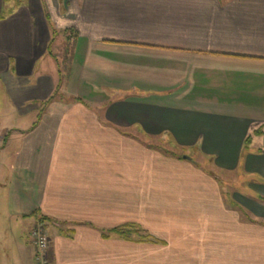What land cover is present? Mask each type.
Instances as JSON below:
<instances>
[{
    "label": "crops",
    "instance_id": "obj_1",
    "mask_svg": "<svg viewBox=\"0 0 264 264\" xmlns=\"http://www.w3.org/2000/svg\"><path fill=\"white\" fill-rule=\"evenodd\" d=\"M41 2L0 19V264H35L38 221L51 264H264V0Z\"/></svg>",
    "mask_w": 264,
    "mask_h": 264
},
{
    "label": "rangeland",
    "instance_id": "obj_2",
    "mask_svg": "<svg viewBox=\"0 0 264 264\" xmlns=\"http://www.w3.org/2000/svg\"><path fill=\"white\" fill-rule=\"evenodd\" d=\"M60 35L62 37L64 36L61 33H57V35L55 37H58V41H59V39H61L63 41L65 39V36L62 39V38H60L61 37ZM62 43H64V44L60 45V47H58L59 48L58 49L59 50L58 58H59V62H60L61 73H63V75H61V79H60V81H58V84L60 85L61 89L63 90V93H65V92H68V91H72L74 87H76L77 90H78L79 87H78V78L74 82L73 81L74 80L73 77H67L68 67H69L68 64H69V61H70L69 59H70V52H71L70 47H71V45H70L68 39H65V41H63ZM57 44H58V42H57ZM85 78L86 77H83L82 84L87 82ZM88 87H90V88L95 90L93 84H90ZM81 89H83V88H81ZM196 89L197 88H193L192 89V95L198 92ZM83 93L81 92L82 96H84ZM129 95H134V92L130 93ZM136 95H138V94H136ZM71 99L75 100L76 98H73L71 96ZM2 104L3 103H2V101L0 99V105H2ZM1 119H0V121H1ZM13 140H14V136L10 137L8 139V141H6V143H8L7 149H11L12 148ZM143 141H144L143 142L144 145L145 144H147V145L149 144V145H151L150 146L151 149H157V150L160 151V153H162L163 155H166L167 157H170V158H172V156H173L171 154H174L176 156L183 155V156L195 158V162L197 163L196 167H198L201 170H204L209 176H212L213 179L218 180L220 183H221V181L227 182L229 185H230V183H233L232 187H234V188L235 187H237L239 189L242 188L243 184L241 182H237L236 178H235L234 181H232L233 177H234L233 175L217 171L213 167V164H212L211 160H208L206 157L202 156L196 149H189V148H186V147L184 148V147L178 146L175 142L170 140V138L168 139L167 137L166 138H158L157 140H151V139H149V138L144 136L143 137ZM4 144H5V140L0 144V147L3 148ZM147 145H145V146H147ZM5 148H6V146H5ZM163 150H165V151H163ZM166 151H168V152H166ZM224 187H225L226 190L228 189V193L230 194L229 187L227 188V186L225 184H224ZM223 196H226L224 191H223ZM0 214H1V219H2L3 218L2 213L0 212ZM5 226L6 225H2V224L0 226L1 239L3 238V235H6ZM33 250H34V248H33ZM6 259H7V257L6 256H2V252H0V262L1 263H6Z\"/></svg>",
    "mask_w": 264,
    "mask_h": 264
},
{
    "label": "trees",
    "instance_id": "obj_3",
    "mask_svg": "<svg viewBox=\"0 0 264 264\" xmlns=\"http://www.w3.org/2000/svg\"><path fill=\"white\" fill-rule=\"evenodd\" d=\"M4 1V7H3V11L0 14V19H4L7 15H10L13 11H15L19 6L26 4L28 0H3ZM42 0H40V4H42L41 2ZM45 19L48 20L49 17L47 15H45ZM257 131H254V134H256ZM252 138L251 135H248L245 140H244V146L246 147L250 142H251ZM147 145V144H145ZM148 147H150L151 145H147ZM166 150V149H165ZM163 150V151H165ZM168 152V151H166ZM165 152V153H166ZM173 156H175L176 158L182 159L183 155H179L176 156L174 154H171ZM111 234H115L123 239H128V240H138V241H149L151 240V236L144 231L143 229H141L139 226L135 225V224H127V225H123L117 228H114L112 230H110Z\"/></svg>",
    "mask_w": 264,
    "mask_h": 264
},
{
    "label": "built area",
    "instance_id": "obj_4",
    "mask_svg": "<svg viewBox=\"0 0 264 264\" xmlns=\"http://www.w3.org/2000/svg\"><path fill=\"white\" fill-rule=\"evenodd\" d=\"M35 264H51L48 257L49 237L46 224L38 221L31 230Z\"/></svg>",
    "mask_w": 264,
    "mask_h": 264
},
{
    "label": "water",
    "instance_id": "obj_5",
    "mask_svg": "<svg viewBox=\"0 0 264 264\" xmlns=\"http://www.w3.org/2000/svg\"><path fill=\"white\" fill-rule=\"evenodd\" d=\"M183 158H187V156H183Z\"/></svg>",
    "mask_w": 264,
    "mask_h": 264
}]
</instances>
